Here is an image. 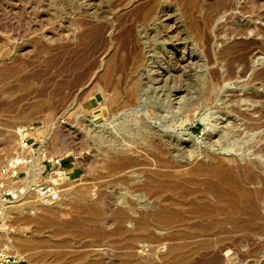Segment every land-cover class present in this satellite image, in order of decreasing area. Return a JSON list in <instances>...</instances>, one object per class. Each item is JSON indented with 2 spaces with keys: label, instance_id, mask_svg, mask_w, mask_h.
Segmentation results:
<instances>
[{
  "label": "rangeland",
  "instance_id": "374dc122",
  "mask_svg": "<svg viewBox=\"0 0 264 264\" xmlns=\"http://www.w3.org/2000/svg\"><path fill=\"white\" fill-rule=\"evenodd\" d=\"M150 1L0 0V163L17 150V130L28 124L39 126L42 146L50 153L58 151L67 162L76 163V174L64 185L60 202L48 205L33 197H21L7 204L0 217V244L9 246L12 256L22 257L19 264H264V219L240 218L229 207L216 211L211 219L200 220L188 214L196 198L189 191L203 190L213 177L209 173L172 176L171 168L153 158L155 143L161 145L167 139L153 131L146 136L138 122L145 118L160 131L168 125L169 130L179 134L190 132L199 146L198 158L205 164L235 166L242 172L251 167L264 175V152L253 153L264 144V123L256 131L247 132L243 127L255 122L253 117L264 111V97L238 102L231 98L234 94L242 96L245 90L264 94V76L242 85L254 71L264 75V0H233L230 9L216 13L206 35H210L207 47L190 29L179 0ZM254 1L259 12H251ZM214 2L200 0L193 11L199 23L203 24L208 12L214 13ZM150 5L159 9L165 6L176 13L181 32L170 36L166 24L145 19ZM236 24L251 25L250 30L244 35L233 34ZM219 26L223 31H218ZM255 29L261 31L256 34ZM244 37L245 42L256 40L248 58L250 68L245 76L226 80L227 63L237 54L226 46L241 45ZM182 41L188 42L187 51L196 56L193 64L185 65V72L174 69L176 64L169 53ZM179 47L176 55L182 56L184 46ZM112 65L118 68L111 78L113 86L108 87L104 73ZM241 66L237 64L235 70L240 71ZM156 69L164 76L161 97L152 87L147 94L139 89V102L131 104L128 89L140 78L144 83L153 82ZM180 84L187 89L183 107L165 108L175 85ZM84 86L88 88L82 89ZM155 109L165 110L166 118L152 119ZM240 110L247 114L242 117ZM80 118L104 135L100 138L86 131ZM231 119L243 130L242 136L231 133L211 143V135L233 128ZM253 133L257 137L243 142L247 134ZM112 137L115 142L110 140ZM138 148H144L145 153ZM118 157L135 159L138 164L120 172L109 170ZM187 157L182 150L176 158L182 171ZM172 184L182 187L175 189ZM207 199L219 198L211 194ZM218 202V207L223 205ZM152 207L162 208L167 214L186 211L187 215L167 224L139 223L140 213ZM46 208L57 209L56 216L38 219ZM119 210L129 218L123 221L115 217ZM262 213L264 218V208Z\"/></svg>",
  "mask_w": 264,
  "mask_h": 264
},
{
  "label": "bare ground",
  "instance_id": "6f19581e",
  "mask_svg": "<svg viewBox=\"0 0 264 264\" xmlns=\"http://www.w3.org/2000/svg\"><path fill=\"white\" fill-rule=\"evenodd\" d=\"M86 1V0H84ZM152 1V0H151ZM150 1V2H151ZM181 2V4L183 5L184 11L185 13L188 15L189 18V27L191 30L195 31L198 35V37L201 39V44H203L205 47H207L208 44V38L207 37V32L210 31L211 29V25L212 23L215 21V16L216 13H218L219 11H224V10H228L230 9L234 3L233 0H215L214 3H212V7L214 9V13L213 12H208L206 11V15L204 16V20H203V24L199 23L197 21V19L194 18L193 16V11L200 6V0H179ZM263 1V0H262ZM148 2V3H150ZM157 2V1H156ZM212 1H210L211 3ZM84 4V3H82ZM96 5V4H95ZM161 5V4H160ZM252 9L251 12H259V7H258V3L256 1L253 2L252 4ZM90 6V5H89ZM205 6V4H204ZM244 6V5H243ZM249 6V5H248ZM235 7V6H234ZM239 7V6H238ZM242 7V6H241ZM207 8V7H206ZM237 8V7H236ZM245 8V7H242ZM248 8V7H247ZM201 9V8H200ZM235 9V8H234ZM240 9V8H239ZM244 10V9H243ZM261 10V9H260ZM96 11V10H95ZM211 11V10H210ZM234 11V10H233ZM142 12V11H141ZM232 12V11H231ZM247 12H249V10L247 9ZM264 12V11H263ZM6 13V12H5ZM197 13V12H196ZM261 13V12H260ZM142 14V13H141ZM145 19H157L159 24H166L168 26V34L170 36H173L176 33H180L181 31V23H180V18L178 17V15L174 12H171V9L167 8L164 6L160 9L159 8H155L154 6H151L148 8V10L145 11ZM229 15V14H228ZM4 17V16H3ZM223 17V16H221ZM231 17V15H230ZM200 18V16H199ZM235 19V18H234ZM5 20V19H4ZM217 20V19H216ZM7 22V20H6ZM152 22V21H151ZM224 23V22H223ZM228 23V22H227ZM4 24V22H3ZM6 24V23H5ZM158 24V25H159ZM221 24V23H220ZM235 24V23H234ZM222 25V24H221ZM226 25V24H225ZM228 25V24H227ZM231 25V24H230ZM4 26V25H3ZM6 26V25H5ZM9 26V25H7ZM14 26V25H13ZM251 26V25H250ZM249 25H241V24H236L235 27L231 30V32L233 34L236 35H244L247 30L250 28ZM15 27V26H14ZM222 27V26H221ZM227 27V26H226ZM261 27V26H260ZM158 28V27H157ZM218 28V27H217ZM162 29V28H160ZM214 29V28H212ZM227 29V28H226ZM262 29V27H261ZM261 29H255V33L258 34ZM187 30V29H186ZM215 30V29H214ZM218 30V29H217ZM215 30V31H217ZM228 30V29H227ZM250 30V29H249ZM218 31H223V29H220L219 26V30ZM230 31V30H229ZM264 30H262L263 32ZM86 32V31H85ZM94 32V31H92ZM149 32V31H148ZM152 32V31H151ZM161 32L163 33V31L161 30ZM217 33V32H216ZM227 33V32H226ZM183 34V33H182ZM221 34V33H220ZM219 34V35H220ZM228 34V33H227ZM256 36V35H255ZM174 37V36H173ZM218 37V36H217ZM226 37V35H225ZM224 37V38H225ZM139 38L143 39V35L142 33L139 32ZM166 38V37H164ZM182 38V37H181ZM234 38V37H233ZM245 38V37H244ZM168 39V38H167ZM211 39V38H210ZM209 39V40H210ZM228 39V37H227ZM251 39V38H250ZM146 40V39H145ZM174 40V39H173ZM182 40V39H181ZM236 40V39H235ZM211 41V40H210ZM209 41V42H210ZM219 41V39H218ZM224 41V39L222 40ZM241 41V39H240ZM243 41V40H242ZM246 41V38L244 39V42ZM256 41V40H255ZM254 40H250L249 42H245L243 44H239V42L237 43L238 45H231L230 47L226 48H230L232 51H235L237 54L236 56H232L233 59H230V61L227 63L228 65V73L225 76L226 80H231L233 79L236 75L239 76H245L247 74V71L249 70L250 66H249V62H248V58L249 55L251 54V52L253 50H255V48L253 47V44L255 42ZM226 42V41H225ZM182 44H176V48H174L173 46H175L173 44V48L170 49L169 53L172 55V57L174 58L176 67L174 68L176 71L178 70L179 72L184 71V67L187 64L190 63H194L195 62V58L196 56L193 54L192 51H187L190 50V47L188 45V42L186 41H182ZM212 43V42H211ZM221 43V42H220ZM260 43V42H259ZM169 44V43H168ZM233 44V43H232ZM256 44V43H255ZM263 44V43H262ZM180 45L184 46V53L182 56H178L177 54V49H179ZM222 45V44H221ZM230 45V44H229ZM258 45V44H257ZM132 46V45H131ZM137 46V45H136ZM144 46V45H143ZM147 46V45H145ZM142 47V46H141ZM261 47V46H260ZM258 48V47H257ZM264 48V46L262 47ZM203 50V49H202ZM221 50H224V48L222 47ZM226 50V49H225ZM210 51V50H209ZM216 51V50H215ZM165 52V51H164ZM205 52V51H204ZM206 52H208L206 50ZM220 52V50H219ZM226 52V51H225ZM258 52V50H257ZM179 53V52H178ZM232 53V52H231ZM136 54V53H135ZM210 54V53H209ZM208 54V55H209ZM230 54V53H227ZM215 55V54H214ZM223 55V54H222ZM226 55V53H225ZM140 56V55H139ZM229 56V55H228ZM135 57V56H134ZM111 58V57H110ZM253 58V57H252ZM147 59V57H146ZM209 59V58H207ZM222 59V58H221ZM250 59V58H249ZM140 60V59H139ZM163 60V59H162ZM171 60V59H170ZM212 60V59H211ZM205 61V60H204ZM207 61V60H206ZM210 61V60H209ZM117 63V62H116ZM174 63V62H173ZM205 63V62H203ZM223 63V62H222ZM114 65L115 62L113 63ZM191 64V65H192ZM219 64V63H218ZM237 64H241V70L240 71H236L235 67ZM93 65V64H92ZM134 65V64H133ZM165 65V64H164ZM169 66V64H168ZM175 66V65H174ZM116 66H108L105 73H104V78H106V86L111 87L113 86V83L111 78L112 76L115 74L116 72ZM148 67V66H147ZM172 67V66H171ZM92 68V66H91ZM160 68V67H159ZM90 69V68H89ZM167 69V68H166ZM227 69V68H226ZM213 70V69H212ZM238 70V69H237ZM264 70V69H263ZM142 71V70H141ZM140 71V72H141ZM160 69H156L155 73H156V78L154 79L153 82H147L144 83L143 80L140 78L138 79L139 81H136L135 79V83L133 87H130V89H128L127 94L129 95V102L131 104H136L137 102H139V95H138V91L139 89H141V91L145 92V94H147V89L152 87L153 91L155 92V94L158 97H161V91H162V83L164 82L163 78V74L162 72H160ZM88 72V71H86ZM85 72V74H86ZM139 72V73H140ZM170 72V71H169ZM185 72V71H184ZM259 72V71H258ZM215 73V71H214ZM218 73V72H217ZM255 71L252 73L253 75H251V77L249 79L246 80L245 83H242V85H246L250 82H253L255 80L261 79L262 76H264L263 74H254ZM257 73V72H256ZM263 73V72H262ZM84 74V75H85ZM145 74V73H144ZM185 74V73H184ZM212 74V73H211ZM83 75V77H84ZM87 75V74H86ZM102 75V74H101ZM167 75V74H166ZM178 75V74H177ZM249 75V74H248ZM247 75V76H248ZM179 76V75H178ZM86 77V76H85ZM84 77V78H85ZM175 77V76H174ZM207 77V76H206ZM146 78V77H145ZM167 79V78H166ZM212 79V76H211ZM214 79V77H213ZM219 79V78H218ZM263 79V78H262ZM83 80V79H82ZM92 80V79H91ZM114 80V78H113ZM215 80V79H214ZM264 80V79H263ZM262 80V81H263ZM245 81V80H244ZM222 81H220L219 83H221ZM134 83V82H132ZM85 84V83H84ZM251 84V83H250ZM89 85V84H88ZM177 85V84H176ZM174 87L173 90V94L172 96H169L170 98H168L166 104H164L165 108H172L173 105H176L177 108H181L183 107V100L185 98V94L187 93V89L184 88L183 86L178 85ZM241 85V86H242ZM253 85V84H252ZM131 86V85H130ZM86 87V86H84ZM82 88V87H81ZM80 88V89H81ZM86 88H82V89H87ZM99 89V88H98ZM150 90V89H149ZM83 91V90H82ZM79 92V91H78ZM235 92V91H233ZM211 93V92H210ZM144 95V94H143ZM240 95V96H239ZM211 96V95H210ZM213 96V95H212ZM232 96V95H231ZM83 97V96H82ZM163 97V96H162ZM215 97V96H214ZM264 97L263 93H258L257 91H252V92H244V94H238V95H233L231 98L233 99L232 101H240L241 99L243 100L245 99H262ZM212 98V97H211ZM248 99V100H249ZM264 99V98H263ZM145 100V98H144ZM215 100V99H214ZM230 99H229V103H230ZM253 101V100H252ZM144 102V101H143ZM198 102V101H197ZM254 102V101H253ZM199 103V102H198ZM214 103V102H213ZM224 103V101H223ZM228 103V104H229ZM255 103V102H254ZM152 105V104H151ZM194 105V104H193ZM261 105V103H260ZM139 106V105H138ZM229 106V105H228ZM264 106V105H263ZM149 108V106H147ZM231 107H233L231 105ZM238 107V106H237ZM158 108V107H157ZM235 108V107H233ZM257 109V107H254ZM259 108V106H258ZM262 108V107H261ZM232 109V108H231ZM230 109V110H231ZM236 109V108H235ZM253 109V107H252ZM261 110V109H259ZM155 112V114H151V118H155L157 120H162L166 118V115H164L165 110H158L155 109L153 110ZM239 112V109L237 108V110ZM242 111V110H240ZM248 111H251L248 110ZM253 111V110H252ZM241 113V112H240ZM245 114L246 111L244 112ZM243 111H242V117L244 115ZM257 113V112H256ZM255 113V114H256ZM253 114V113H252ZM248 116V115H246ZM251 117H253V115H250ZM257 116V115H256ZM137 117V116H136ZM141 117V116H140ZM245 117V116H244ZM222 118V117H221ZM246 118V117H245ZM255 122H251V123H245L244 129L247 130V132L249 131H256L258 130V128H260L262 126V124L264 123L263 119H264V111L261 110V114L255 118ZM136 119V118H135ZM244 119V118H243ZM250 119V117H249ZM252 120V119H250ZM131 121V120H130ZM253 121V120H252ZM80 125L86 129H89L91 132H94V135L99 136L100 138L104 135V133H100L98 130L93 129V125L92 124H88L86 122L85 119L80 118L79 119ZM134 123H136V121H133ZM138 122H140L141 125V129L145 130V135L147 136L149 133H157V135H159L162 138H166L167 141L165 143L160 144H156L154 148H153V154H154V160L156 163L160 164L161 166H164L165 168H171L173 171L172 176L178 175V174H182V173H191V174H203V173H209L213 178L209 179L206 183V187L203 190H199V189H195L193 191H189L190 193L196 195V198L194 200H192V202L190 203V207H189V211L188 214H190L191 216H194L197 219L203 220L204 218H209L211 219L213 214L216 211L219 210H225L227 207L231 208L232 212H234L235 214H238V216L241 218H244L246 220L249 221H259L264 219L263 218V213H262V203L264 202V175L254 171L251 169V167L246 168V165L244 166V168H246L247 172H242L241 168L238 170L236 168H234L235 166L231 167V166H224L222 164H218V165H208L205 164L204 161L202 159H199V154L200 152L198 151V145L196 144L197 142L194 141V139L191 137V133H185V134H179L174 132V130H169V126H164V131H160V129L158 130L155 126L153 127L145 118H141L140 120L138 119ZM226 122V121H225ZM162 123V121H161ZM229 123L233 126V128H224L223 130L216 132L215 135H211L209 141L213 144H216L217 140H220L222 138H225L226 136L230 135L231 133L237 136H242L243 130H240V127L236 124V122L231 119L229 121ZM244 125V124H243ZM95 126V125H94ZM93 127V128H92ZM96 128V127H95ZM100 128V127H99ZM102 131V130H101ZM131 131V130H129ZM142 132V131H141ZM140 132V133H141ZM91 134V133H90ZM107 134V133H106ZM115 134V133H114ZM143 136V133L141 135V137ZM255 136V133L253 134H247L244 138H243V142H249L250 140H252ZM261 136V135H260ZM116 137V136H115ZM229 137V136H228ZM232 137V136H231ZM257 137V136H255ZM113 138V137H112ZM132 138V137H131ZM262 138H264V133L262 134ZM117 139V138H116ZM9 140V139H8ZM110 140L114 141V138ZM158 140V139H157ZM232 140V139H231ZM230 140V141H231ZM10 142V141H9ZM8 142V143H9ZM53 142V141H52ZM55 142V141H54ZM153 142V141H152ZM160 142V140H159ZM123 143V142H122ZM133 143V142H132ZM130 143V144H132ZM229 144V143H228ZM55 145V144H54ZM134 145V144H133ZM224 145V144H223ZM250 145V144H249ZM145 146V145H144ZM243 146V145H242ZM133 147V146H132ZM54 148V147H53ZM113 148V147H112ZM124 149V148H123ZM140 149V148H138ZM137 149V150H138ZM144 149V148H143ZM143 149H140L143 151ZM150 149V148H149ZM114 150V149H112ZM183 150V153L186 154L187 157V164L186 167L184 168V170H180L178 163L176 161V158L178 156V154L180 153V151ZM152 152V151H151ZM264 152V144H260V146L256 147L253 151V153H255L256 155H259L260 153ZM53 154H60V152L58 151H52ZM135 153V152H134ZM145 153V152H144ZM117 154V153H116ZM147 154V153H146ZM145 154V156H146ZM119 155V154H118ZM142 155V154H141ZM149 155V154H148ZM114 156V155H113ZM125 156V155H124ZM152 156V155H151ZM115 157V156H114ZM150 157V156H148ZM134 158V157H133ZM257 158V157H256ZM264 158V156H263ZM151 159V157H150ZM228 159V158H227ZM218 162V161H217ZM230 162V161H229ZM237 162V161H236ZM258 162V160H257ZM140 163V162H139ZM261 163V161H260ZM264 164V162H262ZM135 163V159H131V158H124V157H118L115 158L109 165V170L114 171V172H120L123 171L127 168H134V166H136ZM148 164V163H146ZM157 164V165H158ZM159 166V165H158ZM160 166V167H161ZM255 166V165H254ZM141 167V166H140ZM139 167V168H140ZM237 167V166H236ZM258 167V166H257ZM264 167V166H263ZM138 168V169H139ZM256 168V167H255ZM259 168V167H258ZM157 168H154L153 170H155ZM159 169V168H158ZM157 169V170H158ZM162 169V168H161ZM168 169V170H169ZM254 169V167H253ZM156 170V171H157ZM166 170V169H165ZM245 170V171H246ZM257 170V169H256ZM127 171V170H126ZM146 171V170H145ZM263 171V169H262ZM137 172V170L135 171ZM158 172V171H157ZM134 173V172H133ZM264 173V172H263ZM159 174V173H158ZM162 175V172L160 173ZM165 174V173H164ZM136 175H138L136 173ZM160 176V175H159ZM32 180H27V181H33ZM67 180L64 182V185L66 184ZM153 182V181H152ZM146 183L145 182V187H146ZM249 185H253V186H248ZM260 184V185H259ZM138 186H140V184H138ZM141 186H144V184H142ZM150 186V185H147ZM160 186V185H159ZM158 186V187H159ZM151 187V186H150ZM157 187V186H156ZM173 187V184H172ZM182 187L181 184L174 186L173 188L175 189H180ZM65 191V189H64ZM159 191V190H158ZM157 191V192H158ZM211 194H215L217 199L214 200H209L207 199V195H211ZM220 201L223 205H220L219 207L216 205L218 204ZM1 204H6L7 202L5 201H0ZM11 203V202H8ZM146 205V204H145ZM148 207V206H147ZM154 207V206H153ZM152 207V208H153ZM130 208L132 209V207L130 206ZM58 210L57 209H45V211L38 216L37 218L39 219H44V218H51L56 216ZM186 214L185 212L182 211H174L171 212L170 214L166 213V211L162 208H153L151 210H144L142 213H140L138 221L141 224H152V221H158L160 223H171L177 220V218H183ZM115 217L117 218H122L123 221L127 220L129 217L126 214H123L121 210L116 211L114 214ZM124 218V219H123ZM47 219V220H49ZM243 219V220H244ZM35 220V219H33ZM111 219H108V221H110ZM51 221V220H50ZM49 221V222H50ZM48 222V224H49ZM52 222V221H51ZM43 223V222H41ZM53 223V222H52ZM50 223V224H52ZM263 224V223H262ZM48 226V225H47ZM258 228H262L259 227ZM262 230V229H261ZM163 237V236H162ZM165 238V237H164ZM163 238V239H164ZM16 256L20 259H22V257L20 255Z\"/></svg>",
  "mask_w": 264,
  "mask_h": 264
},
{
  "label": "built area",
  "instance_id": "2783aa9c",
  "mask_svg": "<svg viewBox=\"0 0 264 264\" xmlns=\"http://www.w3.org/2000/svg\"><path fill=\"white\" fill-rule=\"evenodd\" d=\"M35 124L22 125L17 130V150L0 163V217L8 202L21 197H33L43 204L63 199L64 182L71 179L75 161L50 153ZM33 181H27L32 180ZM9 246L0 244V264H19L20 259L9 253Z\"/></svg>",
  "mask_w": 264,
  "mask_h": 264
},
{
  "label": "crops",
  "instance_id": "0c3cea01",
  "mask_svg": "<svg viewBox=\"0 0 264 264\" xmlns=\"http://www.w3.org/2000/svg\"><path fill=\"white\" fill-rule=\"evenodd\" d=\"M74 174H76L75 171L72 172V175H74ZM72 175H71V176H72Z\"/></svg>",
  "mask_w": 264,
  "mask_h": 264
}]
</instances>
